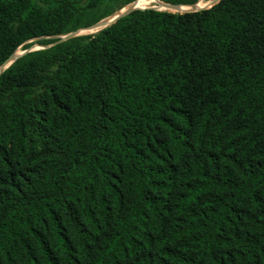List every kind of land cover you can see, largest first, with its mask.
<instances>
[{"label":"trees","instance_id":"16d2710c","mask_svg":"<svg viewBox=\"0 0 264 264\" xmlns=\"http://www.w3.org/2000/svg\"><path fill=\"white\" fill-rule=\"evenodd\" d=\"M107 2L0 0V264H264V0Z\"/></svg>","mask_w":264,"mask_h":264},{"label":"rangeland","instance_id":"374dc122","mask_svg":"<svg viewBox=\"0 0 264 264\" xmlns=\"http://www.w3.org/2000/svg\"><path fill=\"white\" fill-rule=\"evenodd\" d=\"M134 1H136V0H134ZM145 1H148V2L145 3ZM199 1L201 2V5L198 6V4H197V7L198 8H200V7H205L206 8V7H209L210 4L214 0H199ZM133 2L126 4V5L122 6L121 8H118L119 7L118 3L115 0H108V2L101 9V12L104 13V10H115V12H113V14H111V15H109L107 17L102 18L101 20H104L105 18L109 19V18L113 17L114 15L117 14V12H120L121 10L127 9L128 7H130L133 4ZM162 2H164V1H161V0H142V5L141 6L142 7H146V8H150V7L159 8L161 10H168V11H173V12H182V11L189 10L191 8L190 6L182 5V9L180 11H176V10L171 9L168 6H161ZM196 3H198V2H196ZM104 27H105V25H102V26H100V27H98L96 29H91V30L82 32V35L96 33L97 31L101 30ZM61 36H63V35H61ZM48 38L49 37H41V38H38V39L30 40L29 42H27V44H29V46L27 48H24V45H22L16 51L20 53V52L24 51L25 49L36 50V49H40L42 47H46V46H48V44H43V42L46 39H48Z\"/></svg>","mask_w":264,"mask_h":264},{"label":"water","instance_id":"95a60500","mask_svg":"<svg viewBox=\"0 0 264 264\" xmlns=\"http://www.w3.org/2000/svg\"><path fill=\"white\" fill-rule=\"evenodd\" d=\"M219 0H214L210 6L214 5L215 3H217ZM135 2V1H134ZM133 4L128 7L127 9H124L122 10V12H119V14H117V16H115V18L113 20H111L109 23H105L103 22L104 20H100L90 26H87V27H84V28H81V29H78L76 31H72V32H69L68 34H65L63 36L60 37V41H64L68 38H71V37H75V36H79V35H82V31L83 30H91V29H96L102 25H105L108 26L110 25L111 23L115 22L118 18L126 15L127 13L131 12L132 10L134 9H138V8H146V7H139V6H136L135 4ZM182 5H186V6H190L191 8L189 10H186V11H193V10H198V9H201V8H205V7H200L198 8L197 7V3H194V4H182ZM182 5L181 4H171V3H167V2H162L161 3V6H168L170 7L171 9L173 10H176V11H180L182 9ZM209 6V7H210ZM155 9H159V8H155ZM161 10V9H159ZM50 46V45H49ZM44 48V47H42ZM33 49H25L24 51L22 52H17L15 51L13 54H11L1 65H0V73L5 70L6 68H8L17 58H19L20 56H22L23 54H25L26 52H29V51H32Z\"/></svg>","mask_w":264,"mask_h":264},{"label":"bare ground","instance_id":"6f19581e","mask_svg":"<svg viewBox=\"0 0 264 264\" xmlns=\"http://www.w3.org/2000/svg\"><path fill=\"white\" fill-rule=\"evenodd\" d=\"M148 1H145V3H147ZM134 4L136 5V6H139V7H142L141 5H142V0H136L135 2H134ZM198 6H200L201 5V2L200 1H198ZM124 10V9H123ZM120 12H122V10L120 11ZM117 14H119V12H117ZM117 14L116 15H114L113 17H111V18H109V19H104V21L103 22H105V23H109L111 20H113L114 18H115V16H117ZM85 31H88V30H83L82 32H85Z\"/></svg>","mask_w":264,"mask_h":264}]
</instances>
